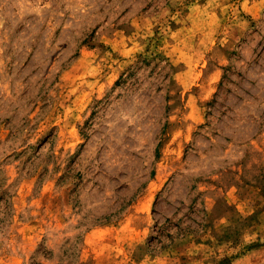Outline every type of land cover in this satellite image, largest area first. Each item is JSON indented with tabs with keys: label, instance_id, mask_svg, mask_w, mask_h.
<instances>
[{
	"label": "rangeland",
	"instance_id": "374dc122",
	"mask_svg": "<svg viewBox=\"0 0 264 264\" xmlns=\"http://www.w3.org/2000/svg\"><path fill=\"white\" fill-rule=\"evenodd\" d=\"M0 264H264V0H0Z\"/></svg>",
	"mask_w": 264,
	"mask_h": 264
}]
</instances>
